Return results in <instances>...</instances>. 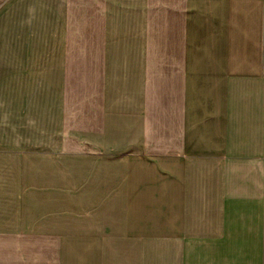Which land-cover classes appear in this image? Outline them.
Returning a JSON list of instances; mask_svg holds the SVG:
<instances>
[{"label": "crops", "instance_id": "0c3cea01", "mask_svg": "<svg viewBox=\"0 0 264 264\" xmlns=\"http://www.w3.org/2000/svg\"><path fill=\"white\" fill-rule=\"evenodd\" d=\"M0 3L60 30L90 150L0 178V264H264V0Z\"/></svg>", "mask_w": 264, "mask_h": 264}, {"label": "rangeland", "instance_id": "374dc122", "mask_svg": "<svg viewBox=\"0 0 264 264\" xmlns=\"http://www.w3.org/2000/svg\"><path fill=\"white\" fill-rule=\"evenodd\" d=\"M51 27L46 36L30 37L0 28L1 73H9L7 61L16 60L26 62L24 71L32 74L26 81L0 76V178L16 177L28 158L44 159L66 174L72 157L90 154L88 139L73 121L72 69L64 62L60 30ZM66 39L72 49L74 39Z\"/></svg>", "mask_w": 264, "mask_h": 264}, {"label": "built area", "instance_id": "2783aa9c", "mask_svg": "<svg viewBox=\"0 0 264 264\" xmlns=\"http://www.w3.org/2000/svg\"><path fill=\"white\" fill-rule=\"evenodd\" d=\"M263 17H264V9H263Z\"/></svg>", "mask_w": 264, "mask_h": 264}]
</instances>
